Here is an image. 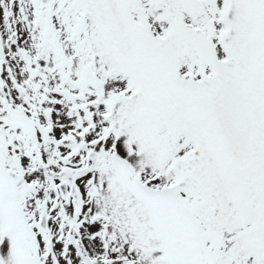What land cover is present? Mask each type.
I'll list each match as a JSON object with an SVG mask.
<instances>
[{"label": "snow or ice", "instance_id": "obj_1", "mask_svg": "<svg viewBox=\"0 0 264 264\" xmlns=\"http://www.w3.org/2000/svg\"><path fill=\"white\" fill-rule=\"evenodd\" d=\"M0 264H264V0H0Z\"/></svg>", "mask_w": 264, "mask_h": 264}]
</instances>
